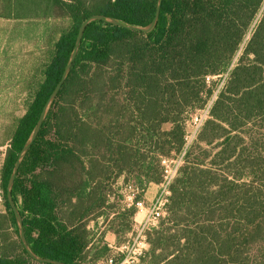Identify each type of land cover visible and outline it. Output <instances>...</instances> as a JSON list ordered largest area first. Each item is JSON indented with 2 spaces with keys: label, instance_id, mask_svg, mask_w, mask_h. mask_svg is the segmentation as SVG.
Returning a JSON list of instances; mask_svg holds the SVG:
<instances>
[{
  "label": "trees",
  "instance_id": "16d2710c",
  "mask_svg": "<svg viewBox=\"0 0 264 264\" xmlns=\"http://www.w3.org/2000/svg\"><path fill=\"white\" fill-rule=\"evenodd\" d=\"M35 1L38 7H24V1L10 2L17 4L15 8L11 5L8 14L61 10L68 16L69 25L53 42L42 80L25 101V112L15 121L1 168L6 220L14 228L19 252L12 258L0 256V264L29 259L6 201L5 185L19 150L60 79L80 22L89 15L103 14L124 23L145 25L156 5V0ZM263 3L162 0L157 24L149 33L101 20L86 26L69 73L12 186L25 237L34 253L65 264H80L93 256L89 252L95 244L86 229V218L92 212L89 203L95 201L97 207H105L106 189L119 175L129 181L135 174L141 190L149 181H160V156L181 150L189 110L199 107L211 92L205 84L207 76L227 73L210 110L218 122L208 121L199 132L202 137L209 126L231 123L227 117L230 109L237 110L239 116L264 111ZM249 30L241 55L233 63ZM166 122L171 128L162 130ZM228 147L226 144L221 153ZM246 160L250 169L242 174L247 181L237 184L240 174L236 169L228 172L230 190L241 187L242 203L237 205L230 199L229 221L209 226L215 232L213 239H203L200 224L184 229L179 237L154 227L147 232L150 251L142 257L145 264H264V194L260 189L264 186L253 179L260 175L253 170L255 160ZM199 165L180 168L184 177L180 180L176 176L170 184L167 208L171 204L170 217L174 220L180 213L191 217L193 208L202 211L204 218L212 215L208 200L215 196L208 191L210 197L201 195L203 179H217L210 169ZM232 165L228 161L224 167ZM179 180L182 185L187 183L183 191L178 189ZM180 237L185 241L183 246L178 243Z\"/></svg>",
  "mask_w": 264,
  "mask_h": 264
},
{
  "label": "rangeland",
  "instance_id": "374dc122",
  "mask_svg": "<svg viewBox=\"0 0 264 264\" xmlns=\"http://www.w3.org/2000/svg\"><path fill=\"white\" fill-rule=\"evenodd\" d=\"M85 1L89 3V0ZM12 4L8 1L0 0V16H2L0 17V165L2 161L4 162L10 137L15 127V121L25 112V101L30 97L31 91L42 80V69L46 63L49 51L53 47V42L59 37L60 32L69 25L68 16L64 15L61 10L40 11V14H33L31 17L28 11H20L17 14L18 16H12L8 19L5 15H9L8 12ZM15 4L17 3L13 4L14 8ZM38 4V1L35 0H25L22 3L24 7H38ZM261 9L263 8L261 7ZM260 15L261 13H258L257 18ZM249 36L250 30L240 43L233 63L241 55ZM234 65L232 64L231 67ZM225 80L224 73L209 76L208 80L205 78V84L211 89V92L199 107L189 110L183 123L185 128H189L194 123L199 122L203 107L209 101H211L210 108L202 119L199 132H202L208 121L218 122L211 116L210 110L217 98L219 89H223L222 83ZM237 113V110L230 109L227 112V117L231 123H222L219 124L220 127L216 128L209 126L203 137L198 133L196 139L187 149L188 154L186 151L184 163L181 166V168L184 167L185 169L187 167L188 170L190 166L200 162L199 167L201 169H210L215 179H217V181L209 180L206 177L203 179L205 188L201 195H205L208 191L215 196L208 200L212 215L204 218L202 211L193 208L191 217H186L183 213H180V218L174 220L170 217V204L168 208L166 206L163 217L155 226L156 228L165 229L164 233L166 235L178 234L179 237L184 229L200 224L203 226L200 229L202 230L203 239L207 241L213 239L215 232L213 227L210 229L209 226H216L219 223L225 224L229 221L230 199H234L237 205L242 203L241 187L230 190L229 180L231 174L228 172L231 170L234 173V169H236L235 173L240 174L238 177L240 180L235 181L237 184H240L241 181H247L245 174H242L246 173L247 169H250V163L246 159L255 160L253 170L260 175L253 179L256 180L257 185L264 186V111L248 116H245V114L239 116V113ZM230 125H232L233 129H230ZM47 136L52 137L50 134H47ZM226 144H229V147L225 153H221L222 148ZM177 153L171 151L167 156H175ZM228 161L233 162V165L226 169L224 166ZM183 175L179 172L176 178L182 180ZM180 180L177 182L178 189L183 191L186 189L187 183L182 185ZM136 181L135 174L129 181L118 178L112 180V184L106 189L108 203L102 210L104 217L109 216L111 212L118 211L112 217L114 228L117 231L118 245L117 249L111 253L115 263L121 261L127 249L131 248V242L135 236L138 224L146 211L145 209L137 210L132 205L126 206V203L129 202L127 197L133 192L136 199L142 200L144 205L148 207L159 192L158 186L157 189L155 188L156 191L150 190L151 192L145 197L143 190L137 186ZM0 189L2 190V194H0V222H2L4 211H7L3 200L1 177ZM198 189L201 192V188ZM260 189L261 193L264 194V187ZM206 195L210 197L208 193ZM93 234L97 241L94 249L95 254L93 253V256H90V258L80 264H105L101 263L103 259L100 263L96 261L98 256L107 252L103 250V245L105 244L102 242L104 240L101 239L100 234L97 235V230L93 231ZM184 242V239L180 237L178 242L180 246H183ZM168 244L173 245L172 242H168ZM147 251H150L149 244ZM157 253L161 254L159 250ZM152 260L156 261L157 258ZM138 264H145L144 259L140 258Z\"/></svg>",
  "mask_w": 264,
  "mask_h": 264
},
{
  "label": "water",
  "instance_id": "95a60500",
  "mask_svg": "<svg viewBox=\"0 0 264 264\" xmlns=\"http://www.w3.org/2000/svg\"><path fill=\"white\" fill-rule=\"evenodd\" d=\"M161 2H162V0H156V5H155L153 16H152L151 20L145 25H133V24L124 23V22H122V21H120L114 17L105 16L103 14L89 15L88 17H86L85 19H83L80 22L78 29H77V33H76V37L74 40L73 47H72V49L69 53V56L65 62L62 74L60 76V79L58 80V82L54 86L53 90L48 95L45 103L43 104L32 131L30 132L29 136L24 141L21 149L19 150V152H18V154H17V156L13 162L10 174H9L8 179L6 181V185H5L6 201L12 210L21 245L29 257L28 261L15 263V264H38V263H42V262L51 263V264H65V263H63L59 260H56V259L41 257L32 251V249L30 248V246L26 240V237H25L23 221H22V216H21L20 210L18 209V207L15 204L13 197H12V186H13V182H14V179L16 177V174L18 172V169H19L25 155L27 154L30 146L32 145L33 141L35 140V138L37 137V135L39 133V130H40L41 125L45 119V116L47 114V111H48L50 105L54 101L60 87L62 86L66 76L69 73L71 65H72V63L76 57L77 52H78V49H79V46L81 43V39H82V35H83V32H84L86 26L94 20H101L105 23L112 24L114 26L122 27L125 29H129V30H133V31H140L143 33H149L150 31H152L155 28V26L157 24L159 12H160V7H161Z\"/></svg>",
  "mask_w": 264,
  "mask_h": 264
},
{
  "label": "built area",
  "instance_id": "2783aa9c",
  "mask_svg": "<svg viewBox=\"0 0 264 264\" xmlns=\"http://www.w3.org/2000/svg\"><path fill=\"white\" fill-rule=\"evenodd\" d=\"M225 76L227 73H224ZM209 79V76L206 77ZM211 101H209L202 110V115L199 117V122L194 123L189 128H185L183 136V145L181 150L175 154V156H161L160 165H161V179L158 184L159 192L151 204L146 207L142 200L136 199L135 193H131L126 203L127 205H132L137 210L145 209V215L142 217V220L139 222L135 236L131 242V248H128L121 261L118 263L114 262L112 256L105 257L101 263L105 264H138L140 258H142L147 250V232L154 228L156 224L159 223L160 219L163 217L166 206L168 203V198L170 195L169 187L174 178L177 176L179 169L184 163L185 153L190 147L192 142L196 139V136L199 133L200 126L202 124V119L205 117L209 111ZM3 161L0 165V175ZM1 177V176H0ZM0 194L2 190L0 189Z\"/></svg>",
  "mask_w": 264,
  "mask_h": 264
},
{
  "label": "crops",
  "instance_id": "0c3cea01",
  "mask_svg": "<svg viewBox=\"0 0 264 264\" xmlns=\"http://www.w3.org/2000/svg\"><path fill=\"white\" fill-rule=\"evenodd\" d=\"M5 1L15 2L17 0H5ZM18 1H25V0H18ZM12 16L13 15H10V14L5 15V17L8 19L11 18ZM31 16L32 15H30V17ZM161 128L162 130H169L171 128V123H168V122L163 123ZM118 178H124V176L119 175L118 177H116V179ZM158 183L159 182L149 181L142 189L144 192V196L146 197V195H148L149 192H151L150 190L156 191V189L158 188ZM107 195L108 194H106V196ZM71 203H74V200H71ZM107 203H108V199L106 198V202L104 204L105 207ZM89 206H90L89 209L92 212L86 218L87 219L86 229L90 232L91 243H94L96 245L97 241H96V238L93 236L94 235L93 231L97 230V235L100 234L101 239L104 240L102 243H104L108 247V250L105 254L97 257L96 261L97 263H100L102 259H104L107 256H111L112 255L111 253L115 249H117V246H118L117 245V231L114 228V222H113L112 217L118 211L116 210L115 212H111L109 216L107 215L104 217V214L102 212V210L105 208L104 206L97 207V204L95 203V201L94 202L91 201L89 203ZM126 206H129V205L126 204ZM13 232H14V228L6 220V212L4 211V214L2 216V222H0V256L12 258L14 255H16L19 252L17 237H16L15 232L14 233ZM108 251L110 252L108 253ZM91 253L93 254L94 250H91V252H89V255H91Z\"/></svg>",
  "mask_w": 264,
  "mask_h": 264
}]
</instances>
